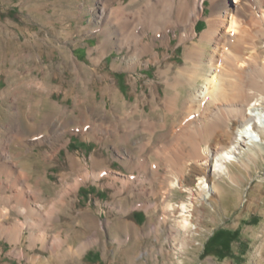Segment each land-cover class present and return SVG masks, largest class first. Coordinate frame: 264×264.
<instances>
[{
	"label": "rangeland",
	"instance_id": "374dc122",
	"mask_svg": "<svg viewBox=\"0 0 264 264\" xmlns=\"http://www.w3.org/2000/svg\"><path fill=\"white\" fill-rule=\"evenodd\" d=\"M99 1L0 0V137L13 117L26 123L30 104L39 95L35 82L43 81L54 86L53 98L69 109L75 107V96L85 100L77 108V115L69 116L74 122L94 115L104 122L103 129L118 128L120 133L131 130L132 135L136 132L130 144L110 140L101 147L93 139L69 133L67 146L60 142L54 146L48 143L33 146L30 182L37 188L36 192H40V197L33 192L28 199L44 206L41 209L45 213L38 217L41 228L36 231V237L44 231L50 241L56 236L66 243L56 256L52 248L43 247L39 241L35 247H30L26 228L21 243L17 245L0 234V264H174L175 255L184 260L183 264H264V144L260 150L253 148L250 154L229 165L225 175L209 174L210 164L195 162L192 158L196 138L203 147L207 143L211 148L231 144L240 120L231 119L228 108L237 101L231 96L224 97L211 106V111H204L201 115L195 110L200 108L202 112V103L195 101L183 88L178 93L170 92V99L166 102L165 83L157 75L161 64L146 62L151 55H146L136 70L122 65L125 56L129 55L127 47H113L102 56L95 9L105 3H110L111 7L117 6L119 1L127 4L129 0ZM210 12L211 1L207 0L205 14ZM259 14L255 18L263 23ZM262 23L258 28L252 23V28L249 26L253 40L243 50L248 64L240 69L238 79L233 80L245 82L250 92H254V81L264 78ZM206 27L207 21L200 19L198 32ZM157 49L162 54L167 51L169 61L176 64L184 61L185 45L179 43L174 34L170 48L158 46ZM224 49L233 52L229 46ZM220 61L218 63L222 64ZM165 65L164 59L162 66ZM184 82L183 79L181 83ZM111 90H118L122 99L119 97L113 103ZM68 93L71 95L65 99ZM125 101L128 105L124 110ZM127 124H132L133 128L127 129ZM149 124L157 125L153 133L144 130ZM110 132L103 131V134L109 135ZM26 142L15 140L12 152L25 149L29 143L26 145ZM136 142L149 146L147 144L142 151ZM127 148L132 155L145 157L146 163H142V158L139 167L135 165L136 169L130 170L133 160L125 152ZM97 151L103 152L102 156L107 158L103 164L104 174L98 181L91 178L82 183L75 195L72 188L78 182L79 172L70 166L69 152L82 155L91 165ZM171 159L180 162L181 166L177 162L180 168L184 166L181 180L184 186L197 185L199 179L195 170L198 168L206 171L209 185L214 181L219 185L210 198L194 200L195 208L190 219L196 226L195 239L187 250L179 253L163 224L167 215L163 210L169 200L178 208L180 203L189 202L191 198L182 189H174L167 195L168 187L161 184L157 172L170 177L172 173L176 174ZM108 165L110 169H107ZM14 170L9 165H0V185H6L5 182L8 187L11 185V189L6 188L9 195H15L24 186ZM20 170L21 167L18 172ZM119 189L124 195L116 194ZM132 190L135 193L129 194ZM62 198L73 200L74 206L71 202L60 205ZM53 211L60 215L61 221L51 219ZM14 214L9 221L1 222L0 231L3 226L8 227L20 220ZM167 221L168 225L173 224L177 218L171 217ZM179 239L182 235L178 242ZM81 243L89 247L79 256L77 249Z\"/></svg>",
	"mask_w": 264,
	"mask_h": 264
},
{
	"label": "bare ground",
	"instance_id": "6f19581e",
	"mask_svg": "<svg viewBox=\"0 0 264 264\" xmlns=\"http://www.w3.org/2000/svg\"><path fill=\"white\" fill-rule=\"evenodd\" d=\"M206 1L207 0H129L127 4L119 1L118 5L114 7H111L110 3L101 4L95 9L94 14L96 15L97 24L100 27L101 39L99 48L102 56L113 47H127L129 55L125 56L122 65L123 67H131L136 70L143 64L144 57L146 55H151V58L146 62L161 64L159 65L157 75L164 80L166 102L170 99L169 93H178L180 88H183L188 94L192 95L195 101L202 103L204 110L202 112L199 111L200 108L195 110L196 113L199 112L201 115L204 111H211V106L213 104L215 105V103L220 100H224V97L231 96L237 101V103L232 104V106L228 108L230 110L229 117L231 119L235 118L240 120V127L237 131L235 130L236 133L235 135L233 134L231 144L211 148L208 143L203 147L202 142L198 140L199 138H196L193 142L194 157L192 159H195V162L201 161L203 165L210 164L208 173L220 175L228 172L229 165L241 160L243 155L250 154L253 148L260 150L263 147L262 144H264V78H262V81H254L252 84L254 92L248 91L246 83L242 80L239 82L233 81L234 78L238 79L240 69L248 62V59L243 54V50L245 45L248 42L251 43V40H253L249 34L248 28L251 27L250 25L253 24L258 28L260 23H262L258 22V19H256V14L258 12L260 13L258 15L259 18L263 20L262 26L264 29V0H210L211 12L209 14H205ZM100 2H102V0H100L99 3ZM200 19H205L207 21V27L201 33L197 30V24ZM173 34L178 37L179 43L185 45L183 53L184 61L181 64L169 61V53L164 51L162 54L157 49L158 46L170 48ZM12 39L15 40L14 38ZM226 46L232 48L233 52L228 53L224 49ZM59 48L64 50L63 47ZM206 52H208V54ZM164 59L166 65L162 66V61ZM219 60H221L220 62H222V64L218 63ZM98 63L101 62L98 61ZM75 64L77 63L75 62ZM171 78L173 81H171ZM183 79L186 82L181 83ZM35 84L39 90V95L34 98L32 102L34 104H30V109L26 113V117L28 118L27 121L25 120L26 123L18 117H13L11 124L6 127L4 133L0 137V165L5 166L6 164L15 169L14 171L18 174L17 178L20 180L21 185H24L22 189L17 190L15 195H9L7 193L6 188H10V184V187H8L7 182H5L6 185H0V224L3 221H9L14 213V215L18 216L20 219L18 222H12L8 227L3 226L0 234L1 236L7 237L10 243L17 245L21 243V237H23L26 228L28 231V236L26 238L30 243V247H35L39 241L43 247L52 248V253L57 256L60 248L66 243L65 240L54 236L52 237L53 241H50L47 233L44 231L39 234V237H36L35 234L37 233L36 231L41 228L39 221L41 219L38 217H40L41 213H44L41 209L44 206L42 207L39 203H32L28 199V196L31 197L33 192L37 193V197H40V192L38 194V192H36L37 188L35 189L30 182V160L34 149L32 147L47 143L54 146V144L59 142L61 145L67 146L69 144V139L67 138L69 133H79L83 138L93 139L99 142L101 147L104 145L106 146L107 142L110 140H121L125 144H130L136 132L132 135L130 133L131 130L129 132L125 131V133H120L117 131L118 128L113 129L104 127L103 129L104 122L94 117V115V118L87 117L85 120L74 122L70 117L72 115H77V108L80 106V103H84L85 100H83L81 96H75V107L69 109L66 104L53 98L55 88L49 85L50 83L43 81L40 83L35 82ZM153 94L154 97H156L157 94L155 92H153ZM70 95L71 94L68 93L65 99H68ZM111 96L113 103H115L116 99L119 97L121 98L118 90H111ZM127 105L128 102L125 101L124 110L127 108ZM81 112L87 114L86 111L82 110ZM17 114H19V111H17ZM213 120L214 118L212 122ZM156 126L157 125L154 126L153 124H149L144 127V130L153 133ZM131 127L133 128L132 124H127V129ZM109 130L112 131L109 134L110 136L107 134L104 136L103 131ZM17 139L25 140V142L27 141L29 143L27 145L26 142L27 147L25 149L22 148L18 152H12V145ZM136 143L139 146L138 149L140 148L142 151L147 148L148 143ZM30 144L33 145L31 146ZM125 152L130 154L129 158L134 161L130 162L132 165L129 168L130 170L138 168L140 159L142 158V163H146L145 157L132 155L133 153L128 148ZM161 152L159 150V154H161ZM102 153L103 152L97 151L90 165L82 155L69 152L68 161L70 162V166L73 169H77L79 172V179L77 178L78 182H76L75 186L72 188L75 195L82 183L91 178L98 181L103 176V164L106 162L107 158L103 157ZM28 155L30 157H27ZM162 156L163 154H161V157ZM172 159L169 161L175 169L174 171H176V174L172 173V176H175H164V174H160L161 172H157V174H159V178L162 179L161 184L164 185V187H168L167 195L174 189H182V191L187 192L191 198L189 202L183 201L180 203L178 208L169 200L164 206L165 210H163L167 214L163 224L168 228L170 240L174 247L177 245L179 253L187 250L192 240L195 239L194 231L196 226L190 219L192 210L195 208V201L210 198L212 192L219 189V185H217L215 181L212 185H209L206 179V171L202 168H198L195 170L198 176L197 179H199L197 185L195 187L184 186L181 182L184 166L182 167L183 169L180 168L179 166L182 164L180 165V162L177 161L179 163L178 166V163ZM128 165L129 163H125V166L128 167ZM19 167H21V170L18 172ZM107 167V169H110L109 165ZM148 172L149 171H147V174ZM1 182L0 180V183ZM111 184L114 186L115 182H111ZM121 190L122 189H119L116 194L124 195L121 193ZM161 191L160 189V192ZM134 193L133 190L129 192V194ZM162 195H164V191ZM68 202H71L74 206V201L70 199H63L59 203L65 206ZM50 217L57 222L60 220V215L56 213V211L51 212ZM171 217H176L177 222L168 225L167 219ZM181 235L182 239H179L180 242H178V238ZM118 240L119 237L117 238V241ZM88 247V244L81 243L80 248L77 249L79 256H82ZM174 259V264L184 263V260L177 255H175Z\"/></svg>",
	"mask_w": 264,
	"mask_h": 264
}]
</instances>
